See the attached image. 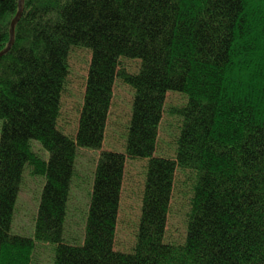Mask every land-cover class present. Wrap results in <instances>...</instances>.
I'll return each mask as SVG.
<instances>
[{"label":"trees","instance_id":"trees-1","mask_svg":"<svg viewBox=\"0 0 264 264\" xmlns=\"http://www.w3.org/2000/svg\"><path fill=\"white\" fill-rule=\"evenodd\" d=\"M19 0H0V52ZM91 54L75 137L59 129L72 48ZM137 61V72L122 67ZM134 91L125 153L102 151L84 238L65 224L78 148L103 146L116 84ZM176 156H156L169 97ZM0 264H264V0H24L0 58ZM41 144L47 159L33 152ZM146 160L137 242L116 250L128 159ZM45 179L32 237L12 233L26 168ZM186 237L166 242L178 175Z\"/></svg>","mask_w":264,"mask_h":264},{"label":"rangeland","instance_id":"rangeland-1","mask_svg":"<svg viewBox=\"0 0 264 264\" xmlns=\"http://www.w3.org/2000/svg\"><path fill=\"white\" fill-rule=\"evenodd\" d=\"M70 54V74L65 93L62 95L61 116L58 121L59 129L62 132L68 136L75 137L84 105L91 54L78 47L72 48ZM122 67L129 71L137 72L139 63L137 61H124ZM133 95L134 91L130 87L118 81L113 92L112 107L102 148L99 150L78 148L65 224L66 239L68 241L78 242L84 238V227L89 206L93 200L95 168L101 152L125 153ZM167 102L166 112L159 128L156 156L175 158L176 147L172 133L175 131V127L181 125V120L175 119L171 109L180 105L181 100L175 95L169 97ZM1 126L2 121H0V135ZM32 148L33 152L40 158L47 159V153L40 143L33 142ZM146 166V160L130 158L127 160L116 229V250L128 252L136 245L141 218V198L144 191ZM44 184V178L35 176L32 174L31 168H26L14 212L13 234L24 237L33 236ZM188 193H190V188L187 174L178 175L166 228L167 243L182 244L185 241L186 214L189 202ZM35 259V264H53L52 247L50 245L41 246Z\"/></svg>","mask_w":264,"mask_h":264},{"label":"water","instance_id":"water-1","mask_svg":"<svg viewBox=\"0 0 264 264\" xmlns=\"http://www.w3.org/2000/svg\"><path fill=\"white\" fill-rule=\"evenodd\" d=\"M23 7H24V0H19L18 12H17L15 18L13 19V21L11 23L10 41H9L7 47L2 52H0V58L5 56L11 50V48L15 42L16 27H17V24H18L19 20L21 19L22 14H23Z\"/></svg>","mask_w":264,"mask_h":264}]
</instances>
